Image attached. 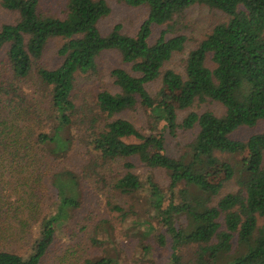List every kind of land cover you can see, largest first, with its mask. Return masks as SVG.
Here are the masks:
<instances>
[{
  "label": "trees",
  "instance_id": "1",
  "mask_svg": "<svg viewBox=\"0 0 264 264\" xmlns=\"http://www.w3.org/2000/svg\"><path fill=\"white\" fill-rule=\"evenodd\" d=\"M117 1L148 8V19L137 35L124 34L120 26L102 35L98 25L111 14L108 0H69L63 18L40 13L41 0H2V6L17 12L19 19L0 30V78L23 81L36 67L38 80L50 89V105L37 132V109H25V102H20L19 110H8L0 99V171L10 168L19 175L17 181H24L25 167L33 173H43L44 168L57 200L52 212L35 224L34 234L32 224L41 212L36 203L25 206L22 201L29 216L20 219L18 209L17 225H0V264H42L58 233L66 231L70 213L79 207L78 178L54 162L64 160L73 145L70 133L77 78L96 73L100 56L108 51L118 52L131 72L112 70L118 92L98 95L97 107L106 121L100 132L92 134L90 146L100 159L121 164L125 173L112 185L115 193L142 194L145 199L147 216L136 223L144 229L141 237L152 236L162 246L170 239V264H215L221 258L228 259L226 264H264V131L246 142L231 137L242 127L264 122V0ZM195 6L219 11L226 21L189 53L184 76L164 71L186 47L183 21ZM163 26L167 29L151 41L153 29ZM53 40L62 42L57 52L61 64L53 70L37 66ZM209 57L214 68L207 66ZM159 79L162 87L153 97L147 86ZM207 101L220 104L224 114L197 113V104ZM139 106L157 131L159 125L172 135L178 130H197L179 157L166 154L162 133L145 136L131 122L115 118ZM180 112H188L182 122ZM223 155L241 160L231 163ZM134 158L150 169L166 171L167 188L150 174H136ZM6 161L11 165H5ZM236 176L239 190L221 196L224 185ZM110 206L126 217L123 208ZM91 241L95 246L101 243L98 238ZM18 243L32 244L34 249L20 254L14 249ZM186 247H195L188 261L182 253ZM84 264L118 263L101 257L86 259Z\"/></svg>",
  "mask_w": 264,
  "mask_h": 264
},
{
  "label": "rangeland",
  "instance_id": "2",
  "mask_svg": "<svg viewBox=\"0 0 264 264\" xmlns=\"http://www.w3.org/2000/svg\"><path fill=\"white\" fill-rule=\"evenodd\" d=\"M69 0H41L39 11L44 16L63 18L66 14ZM111 7V14L100 21L98 27L102 35L111 32L116 26H120L122 32L129 36H135L142 24L148 19L149 10L147 7H128L117 0H108ZM19 19V14L9 11L2 6L0 0V30L4 25H13ZM183 21L182 34L187 36V44L183 52L175 54L171 61L166 64L165 70H173L176 73L185 75L186 61L189 53L211 33L213 28L221 22L226 21V16L206 6H195L186 12ZM167 27H155L151 41H154L166 30ZM173 34L170 32L169 37ZM62 42L53 40L48 45L44 56L37 62V66H43L49 70L57 68L61 64L58 50ZM5 56L2 57V60ZM207 66L214 68L211 57L207 60ZM123 68L131 72L130 66L122 62L121 55L116 51L103 53L98 60V71L96 73L79 76L77 78L73 100L75 103V114L71 127L70 138L73 142L71 151L62 161H55L60 170L71 171L78 178V201L79 207L70 213V221L66 231L59 232L57 238L49 249L42 264H84L86 259L101 257H112L118 264H170L173 254L171 241L159 245L154 237H141L139 232H144L141 227H136L147 216L145 199L142 194L123 196L113 191L112 185L125 173L121 164L112 161H104L94 155L91 150V139L94 132H100L106 115L102 114L97 107L98 95L103 91L117 93L118 88L114 85L110 76L112 70ZM30 78L23 81H12L8 76L0 78V99L2 104L10 109H20V102H25V109H37L40 118L36 124L37 132L42 130V121L47 118L50 103V89L43 85L36 76V67ZM162 87V79L149 84L148 92L156 97ZM10 108V109H9ZM197 113L212 111L220 116L224 114V108L215 102L207 101L204 104H197ZM188 112H180L179 122ZM117 119H125L131 122L136 129L145 136L163 134L165 140V152L172 158H177L196 136L197 130H178L172 135L168 130L164 132L163 125L158 126V131L152 119L144 109L139 106L133 111L117 115ZM45 124V123H44ZM264 131V122L249 128L242 127L232 134V139L246 142L254 135ZM164 132V133H163ZM29 136V133L26 132ZM133 142V140H129ZM229 159L231 163H238L241 157L234 155L221 156ZM135 164L134 172L142 177L150 174L161 187L169 185V174L161 169H150L143 165L138 159L131 160ZM97 162V166H94ZM5 165H11L6 161ZM43 167H45L43 165ZM3 173L0 171V225L15 226L19 219L16 218V210L20 209V219L25 220L31 212L25 206L31 203L39 204L41 209L40 217L33 222L31 230L37 222H42L45 216L54 208L57 200V192L50 185L47 172L33 173L25 167V180H19V175L11 172L8 168ZM13 173V176H11ZM43 174V175H42ZM2 175H5L3 177ZM41 179V183L38 179ZM44 178V180H43ZM239 176L228 181L221 192V196L234 193L239 190ZM25 193V194H24ZM23 194L21 197L20 195ZM35 194L34 196H31ZM25 201V206L22 205ZM110 204L123 208L126 217L114 211ZM33 211V208H32ZM125 218H128L125 222ZM106 221V223H103ZM157 225V224H156ZM262 225V220H260ZM158 226H156L157 228ZM93 238L100 240V245L92 243ZM145 241V242H143ZM236 242V240H235ZM234 245L236 247V243ZM147 245L148 251L143 248ZM14 249L20 254H29L33 251V245L25 247V244L18 243ZM192 247L182 250L186 261L191 259ZM227 258H221L215 264H226Z\"/></svg>",
  "mask_w": 264,
  "mask_h": 264
}]
</instances>
